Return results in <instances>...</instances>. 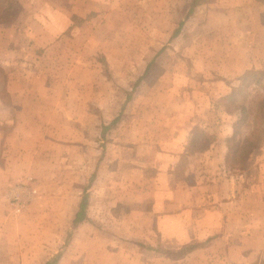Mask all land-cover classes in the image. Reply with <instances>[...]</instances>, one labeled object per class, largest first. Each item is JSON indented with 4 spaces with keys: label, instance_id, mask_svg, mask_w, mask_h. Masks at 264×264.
<instances>
[{
    "label": "rangeland",
    "instance_id": "1",
    "mask_svg": "<svg viewBox=\"0 0 264 264\" xmlns=\"http://www.w3.org/2000/svg\"><path fill=\"white\" fill-rule=\"evenodd\" d=\"M14 1L0 0V16L11 10V16L0 22L8 26H0V39H7L0 53V96L9 97L3 67L15 66L31 84L34 82L30 67L37 66L38 81L33 86L41 87L37 99L44 100L39 99L41 104L24 105L28 100L20 96L15 102L22 104L14 106L24 105L18 112L24 119L41 112L50 120L35 123L38 130L32 138V143L40 140L32 175L40 181V192L34 193L41 199L36 198L25 213L15 215L0 190V247L6 249L2 252L6 251V256L14 261L19 258L29 264H43L46 258L56 256L58 264H218L227 258L221 240L213 241L218 236L206 229L211 224L221 225L222 215L229 207L223 184H206L212 179L210 173L214 178L218 175L220 164L216 160L200 169L195 165L196 159L187 157L177 171L176 176L201 182L198 192L211 198L209 210L212 208L215 215L208 217L205 225L200 220L202 228L197 239H186L181 244L173 238L162 244L153 224L149 234L136 232L142 229L137 224L143 220L137 221L133 216L138 213L133 200L143 197L138 193L141 186H134L137 175L117 178L112 185L108 179L107 187L98 186L100 179L96 180L94 168L98 150L106 158L112 144L133 146L131 141L140 139L146 131L149 134L148 130L142 131L147 123L144 125L143 117L152 119L157 113H165L161 105L170 103L174 95H182L183 102L190 100L195 104L199 100L204 104V97L218 91L224 93V79H229L233 89L221 96L220 102L224 111L237 117L231 136L223 140L229 149L222 172L238 181L237 192L241 194L250 189L254 194V180L262 179L264 186V65L236 79L208 72L212 64L222 59L219 52L223 42L221 38L216 41L215 35L235 34L238 28V24H225L223 0ZM253 2L246 0L244 24L241 19V27L246 28L249 38L247 44L264 33V12L254 14L250 9ZM57 9L65 10L61 11L66 16L58 14L54 23L52 12ZM234 13L231 19L240 16L237 11ZM62 17L69 22L66 24L65 20L67 26L58 25ZM25 34L28 40L33 38L32 47L24 45ZM39 47L40 52L35 50ZM12 107L3 112L12 114ZM204 109L202 105L199 111L203 113ZM210 112L219 122L223 120L219 110ZM201 134L192 146L206 147L214 140ZM115 156L122 161L121 171L151 162L160 164V155L149 160L150 153L138 160L134 148H120ZM53 169L55 184H51L48 175ZM196 170L199 177L195 176ZM212 193L217 200L208 195ZM81 210L85 218L76 221ZM79 223L82 226L77 228ZM232 256L239 254L236 251ZM255 259L253 256L249 264L256 263ZM260 262L264 264V259Z\"/></svg>",
    "mask_w": 264,
    "mask_h": 264
},
{
    "label": "crops",
    "instance_id": "2",
    "mask_svg": "<svg viewBox=\"0 0 264 264\" xmlns=\"http://www.w3.org/2000/svg\"><path fill=\"white\" fill-rule=\"evenodd\" d=\"M222 3L224 6L223 13L228 17H225V24L227 26H230L231 23L234 25L238 24V28L235 34L230 33V35L225 36L215 35L216 41H220L218 38H221L220 42H223L222 50L219 52L221 53L219 57H222V59L212 64L211 66L213 67H211L212 69L208 70V72L226 74L227 78L236 79L247 71L259 69V67L264 65V33L261 32L255 41L252 40L247 44L249 38L246 35V28L241 27L243 26L242 24H244L243 12L245 13L247 8L246 0H223ZM263 3V0H254L250 9L253 10L254 14L259 12L260 15H263ZM256 6H258V8H256ZM61 10L62 9H57L52 12V14H54L53 19H51L52 22H56L58 14H63V17L66 16V14L63 13L65 10H62L63 12ZM234 11H237L240 15L237 19H231L234 18L233 15L236 14ZM241 14H243L242 18ZM63 17L58 23V25L62 27L67 26L66 24L68 22L67 19H63ZM241 19L243 20L242 24ZM0 26L3 28L8 27L1 23ZM59 30L60 29H58V31ZM25 36L26 38H23L25 42L24 45H26V47H32L34 45L33 38L30 37L28 40V35L25 34ZM58 37L59 34L56 35L54 40ZM5 42H7V39L2 37V39H0V53L3 52L6 46ZM35 50L40 52L41 49L39 47ZM35 50L34 52L37 53ZM214 54H217L216 51ZM256 61L260 64H256ZM33 66L30 67L29 75L32 77L31 80L33 79V82L36 83L38 81V70L40 69H38L37 66ZM3 70L7 75L5 91L9 97L4 98L0 96V190L2 189L11 211L15 215H20L25 213L28 208L30 209V205L36 198L41 199L40 196L36 197L34 193L40 192V188H38L39 186L37 185V182L40 183V181L35 179L32 175V167L36 159L35 154L37 153L36 145H40V140L32 143V138L35 137L34 133L38 130V126L35 123L43 120H45V122L49 121L50 117L48 119L47 115H42L41 112H36V114L32 115L29 119H24L19 116L18 112L22 110V107L26 103L29 102L27 105H32V103H40V100L41 102L44 100V97H38L37 99V91L40 90L41 87L33 86L34 83H28L26 79L29 78L25 79L22 77L19 72L20 70L13 65L9 68L3 67ZM224 80H227L226 91H224V93L223 91L220 93L218 91L217 94L212 93L207 99L204 97V99H202L204 104L196 100L195 97L193 100H196L195 104L190 100H185L183 102V96L176 94L170 99V103L168 102L167 104L164 103L161 105V107H164L165 113H157L159 115L153 116L152 119L143 117L144 125L145 121L147 123L146 126H144L145 129L142 131L148 130L150 132L148 134L146 131L140 135V139L131 141L133 146L128 145V147H122L121 145L112 144L111 147L107 149L108 152L110 150L111 155L109 152L106 158L102 157L103 151L101 153V151L97 149L99 157L96 159L94 166L96 180L100 179L97 184L98 186L107 187L106 181L109 182L108 179H110L112 185L114 184L113 181L116 182L117 178L122 179V177L130 175L131 173L137 175V181L134 186H141L142 190H138V193L142 194L143 197L138 198V201L133 200L137 208L135 211L138 212L134 213L133 216L137 221H140V219L143 220L141 224H137V226H140L142 229H137L136 232L141 230L144 235H146V233L149 234L150 224H153L155 225L154 229H156L155 233L161 235L160 241L162 244H165L166 242L164 241H168V239L170 241L172 238L175 242L181 244L186 239H197L196 236L200 233L202 228L200 220L202 219L205 225L208 217L215 215L211 213L213 211L212 208L209 210V204L212 206L211 198H205L203 194L198 192L197 188L201 182L196 179L190 182L183 175L176 176L177 171L183 166L186 160L185 158L187 157L190 160H192V158L196 159V162L194 161L195 165L200 167V169L203 168V165L208 166L210 161L214 163L216 160L217 164H220L217 174H222L223 176L217 175V177L214 178V175L210 173L212 179L210 182H206V184L210 183V187L216 185L215 183L223 184V190L225 187L223 194H225V196L228 195V199L224 197L226 199L225 202L229 205L228 211L222 215V224L217 226L211 224V226L206 228L209 229L210 233L218 236L214 238L213 241L218 243V240H221V249L224 250L223 255L227 257L219 260V262L217 261V263L243 264V262H245L249 264L253 262L252 257L255 256L256 259L254 262L256 263L254 264H260V261L264 259V190H262L263 185L261 186L263 180H254V194L251 195V189L248 190V193L241 194L237 192L239 191L237 186L238 181L235 178H231L229 173L222 172V167L226 165L229 149L224 141L231 136L230 131L234 129V123L236 122L235 118L237 117L236 114L224 111L221 106L220 97L229 94L230 90L233 89L228 82L229 79ZM23 92L24 96L22 94ZM20 96L24 97L23 100L27 99L28 101L25 102L22 107H16L14 105L22 104L19 101L15 102ZM34 97L36 99H34ZM186 105L193 110L191 111ZM202 105L205 108L203 113L199 111ZM11 107L12 110L10 113L12 114H5L4 112L10 110ZM161 107L159 104L158 108ZM216 109L219 110L223 118L220 122L218 117L213 116L212 112H210L212 110L213 113H215L214 111ZM99 116V119L102 120V112H99ZM45 122L42 125H44ZM139 133L140 132L137 131V134ZM200 134L203 136H211L214 140L206 147H198L197 145L192 146V144L196 143V137ZM42 135L45 137V134ZM120 148H124L126 151L134 148V154L137 155L136 158L138 160H142L141 155L145 156V154L149 153V160H153V158H157V155H160V164L154 162L152 165L151 162V164L144 167L133 166V168H127L121 171L119 167L122 161L120 162L118 159L119 156H115V152ZM83 151H85V147ZM79 153H81L80 149ZM54 172V169L48 172L49 177L51 176V184H55ZM203 172L209 174L208 171H201L200 173L203 174ZM195 174H197L195 175L196 177H199L197 170ZM31 178L33 179L30 182ZM96 180L94 182H96ZM83 184L84 182L82 185ZM80 185L81 181L78 183V186ZM28 186H31L34 190L31 191ZM226 186L228 194L226 193ZM16 193H18L25 202V206L20 210H18V204L13 200ZM208 195L212 196V200H217V195L215 193ZM232 208H234V210ZM141 211L142 213L139 214ZM79 226L82 225L79 223L77 228H80ZM183 235H187V237L182 239ZM2 249L6 250L4 247H0V264H29L26 262L24 263L23 259L19 261V258L14 261L12 257H7L6 251L2 252ZM236 251L239 256L233 257L232 255L236 253ZM50 258L51 257L46 258L43 264H47L54 259L52 258L50 260ZM57 260L56 264L59 263L58 258Z\"/></svg>",
    "mask_w": 264,
    "mask_h": 264
},
{
    "label": "trees",
    "instance_id": "3",
    "mask_svg": "<svg viewBox=\"0 0 264 264\" xmlns=\"http://www.w3.org/2000/svg\"><path fill=\"white\" fill-rule=\"evenodd\" d=\"M9 1H10V3L15 2L14 0H9ZM10 11H11V10H9V13H8L7 11H4V14L0 16V22H1V21H5V20H7L8 16H9V17L11 16V12H10ZM242 119H243V118H242ZM85 206H86V202H85V200H83L82 203H81V208L84 209ZM84 218H85V214H84L83 210H81V211L77 214L76 221H78V220H82V219H84ZM57 258H58V257L56 256L52 261H49L47 264H56L57 261H58Z\"/></svg>",
    "mask_w": 264,
    "mask_h": 264
},
{
    "label": "built area",
    "instance_id": "4",
    "mask_svg": "<svg viewBox=\"0 0 264 264\" xmlns=\"http://www.w3.org/2000/svg\"><path fill=\"white\" fill-rule=\"evenodd\" d=\"M13 200L15 203L18 204V210H20L21 208L25 206V202L23 201V199H21V196L18 193L14 195Z\"/></svg>",
    "mask_w": 264,
    "mask_h": 264
}]
</instances>
